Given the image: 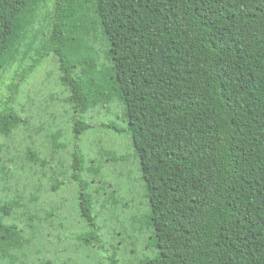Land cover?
Masks as SVG:
<instances>
[{
    "label": "trees",
    "instance_id": "1",
    "mask_svg": "<svg viewBox=\"0 0 264 264\" xmlns=\"http://www.w3.org/2000/svg\"><path fill=\"white\" fill-rule=\"evenodd\" d=\"M48 57L76 115L118 101L127 118L109 127L132 138L143 225L159 249L127 264H264V0H0V79L16 68L0 112V264H57L39 259L30 232L64 223L66 203L37 210L70 171L88 224L80 238L100 241L95 194L110 184L96 177L103 156L121 159L71 151L58 120L49 134L39 125L44 138L25 136L19 162L9 156L7 141L31 126L27 109L9 104ZM90 127L76 118L74 136ZM15 170L28 197L7 193Z\"/></svg>",
    "mask_w": 264,
    "mask_h": 264
},
{
    "label": "rangeland",
    "instance_id": "2",
    "mask_svg": "<svg viewBox=\"0 0 264 264\" xmlns=\"http://www.w3.org/2000/svg\"><path fill=\"white\" fill-rule=\"evenodd\" d=\"M49 58L44 59L21 83L16 104L11 102L9 104L13 107L17 105L27 109L25 115L27 114L31 119L29 129L15 131L14 139L7 141L11 147L9 156H16L19 162L23 154L27 152L26 146L29 144L25 136L33 134L35 139L44 138L45 135L41 134L38 128L39 125H43L49 134L52 128H55L54 122L58 120V126L63 129L71 151L75 148L80 149L87 159L96 158L100 150L111 151L121 159L115 160L112 155L103 156L101 162L104 168L96 177L98 181L102 178V181L110 184L106 188V193L95 194L98 202L94 206V215L100 230V241L92 237L91 239L96 244L88 247L80 238L86 233L88 224L79 215L80 184L70 178L72 174L70 171L66 184L58 192L52 194L51 198L43 196L37 210V213L43 217L44 210L51 209L57 202L66 203L61 213L64 223H60L59 219H56L55 223H38L37 232H30L35 236L30 245L34 250H40L39 259L52 260L57 264H107L108 257L111 255L116 256L122 264H127L137 262L146 256L157 255L159 249L153 245L150 231L143 225L146 209L144 205L148 204V199L145 198L144 181L132 138L126 133H120L109 127L111 124L123 126L127 123L122 107L118 101H115L97 105L86 113L76 115L68 105H64L60 100L66 93L62 92L60 86L59 88L57 86V63L54 58ZM15 69L5 75L2 80L0 79V112L9 96V86L15 76ZM50 81H54L56 85L55 88L51 87L52 97L49 94L50 89L47 88ZM80 117L86 120L91 127L76 138L73 126L75 119ZM11 168L13 169L12 165ZM26 168L27 166L24 169ZM21 171L15 170V176L8 183L7 193L10 196L16 190L22 194L25 191L26 197L32 193L29 187L25 189V173ZM81 174L82 179L88 178L87 174ZM101 186L103 184L97 182L89 188V191L93 192V188L99 190ZM111 195L115 197L112 201ZM26 232L29 234L28 231Z\"/></svg>",
    "mask_w": 264,
    "mask_h": 264
}]
</instances>
